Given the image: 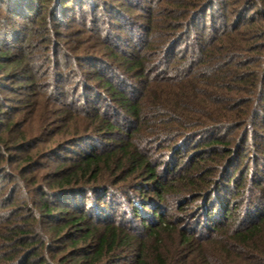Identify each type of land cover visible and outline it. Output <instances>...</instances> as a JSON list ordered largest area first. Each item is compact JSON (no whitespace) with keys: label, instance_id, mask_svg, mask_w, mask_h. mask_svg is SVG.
Returning <instances> with one entry per match:
<instances>
[{"label":"trees","instance_id":"16d2710c","mask_svg":"<svg viewBox=\"0 0 264 264\" xmlns=\"http://www.w3.org/2000/svg\"><path fill=\"white\" fill-rule=\"evenodd\" d=\"M60 3L65 5L59 8L53 5V9L63 10L70 3L78 5V0H57V4ZM7 4V12L21 16L22 12L13 10L10 3ZM27 4L26 0L23 6ZM204 5H201L202 8ZM195 8L198 9L197 6ZM198 11L193 14H200L201 11ZM120 20L128 24L131 21L122 17ZM228 27L211 37L207 47L200 41L198 57L197 52L190 57L186 52L182 53L173 67L179 75L176 78L174 75L158 77L147 82L146 76L151 68H148L146 56L107 46L104 52L106 57L109 55L107 59L112 58L127 73L137 74L139 90L135 87L130 91L132 84L108 63H104L105 68L100 70L84 71L86 80H96V84L92 85L84 80L82 87L93 91L86 100L93 104L103 100L106 102L105 110L119 108L115 115H119L120 122L106 117L105 110L99 112L95 107L93 111L85 108L83 116L72 109L74 112L71 113L77 115V121L67 122L61 129V136L65 134L66 137L56 143L54 151L45 150L51 148L47 144L53 142L55 134L47 144L34 148L36 150L32 153L26 152L23 162L27 166L21 169L24 176L30 174V170L45 168L41 165L44 153L51 158L65 150L66 144L71 147L79 142L87 144L86 148L75 150V157L60 159L59 162H62L57 164L58 171L53 175L36 171L25 180L17 181L14 193L23 192L26 199L21 205L14 201V222L10 223L6 232L0 233V246L9 243L11 254L14 253V264H121L127 260L125 254L132 250H137L132 264H181L186 258L188 260L184 264H264V164H257L255 170L242 177L250 175L246 184L240 182L241 168H234L238 159L243 161V146L251 137L255 136L257 142L264 144V136L252 128L258 120L264 121L260 110L264 105V83L260 77L258 80L253 77V71L251 74L245 69L242 71L244 64L235 62L252 43L245 39L246 31ZM256 31L264 35V29ZM117 40L118 36L114 40L110 38V41ZM139 50L142 53L141 48ZM85 51L80 59L97 58L87 55L89 50ZM21 56L10 60L8 66L22 70L29 61L25 56L19 58ZM261 56L264 62V55ZM94 62L90 63L92 70ZM47 102L41 106L43 125L46 118L44 112L48 109L56 111L50 109L53 107ZM237 129L241 133L228 140L229 134ZM207 132H210L208 138L203 139L207 140L206 145L204 141H199L194 146L196 149L209 148V152L199 154L192 166L199 167L210 161L215 163L220 157L219 173L222 168L225 172L223 175L221 172V177L219 175L210 184L206 181L204 188L193 184L191 180L195 173L186 174L182 170L184 163L162 176L159 167L147 154L148 148L143 146L153 141L158 143L168 136L173 138L171 151L175 152L187 140ZM100 138L108 141L101 143ZM12 140L14 148L19 147L18 150L25 152L23 147L29 143L26 136L19 135ZM10 146L7 137H0V173H4L2 167H5L2 160L7 161L8 156L2 150ZM220 151L225 152V158L220 156ZM72 152L69 151V154ZM39 182H42L41 186ZM178 182L184 188L179 187ZM235 184H241L243 190H239V195L245 198L247 208L239 218L233 214L235 202L232 198L236 193L233 194L232 186ZM25 185L30 186L27 191ZM188 186L197 189L188 192ZM130 188L143 190L147 195L154 192L161 206L167 205L164 202L173 201L171 197H181L184 191L188 192L184 201L192 198L194 202H199L195 213H185L177 220L170 217L171 212L164 214V208L153 205L156 220L143 221L150 239L161 245L163 233L167 234L173 249L162 251V246L149 248L147 242L137 238L128 228L115 225L104 214L102 204L107 195L114 190L125 194ZM34 194L38 196L37 201L32 197ZM88 198L92 207L87 211L85 203ZM137 209L133 206L135 216L140 217L141 212ZM7 215L4 214L5 217ZM200 228L201 233L197 234ZM174 236L178 239L177 244L173 243ZM200 240H209L207 246L200 243L198 246Z\"/></svg>","mask_w":264,"mask_h":264},{"label":"rangeland","instance_id":"374dc122","mask_svg":"<svg viewBox=\"0 0 264 264\" xmlns=\"http://www.w3.org/2000/svg\"><path fill=\"white\" fill-rule=\"evenodd\" d=\"M27 1L28 4L23 6L26 0H0V137L1 139L7 137L11 143L10 148L2 150L8 156L7 161L2 160V163L5 162V167H2L4 173H0V233L6 232L10 223L14 222V201L21 205L26 199L23 192L14 193L19 179L25 180L36 171L53 175L58 171L57 164L62 162H59L60 159L75 157V150L80 151L81 147H87V144L83 142H79L74 147L66 144L65 150L57 152L55 157L49 158L46 153L43 154L41 165L45 168L30 170L31 173L27 176L23 175V170L21 172V169L27 166L23 162L27 151L34 152L36 150L34 148L47 144L55 134L53 142L47 144V146L51 145L50 150H45L54 151L56 143L61 141L62 137H66L65 134L61 136V129L67 122L77 121L75 120L77 115L71 112L78 111L79 116H83L85 108L89 111H93L94 107L99 109V112L105 110L106 102L103 100L95 104L86 100V97L90 96L93 91L86 89L85 86L82 87L83 82L86 81L92 85L96 84V80L92 78L86 80L84 75L87 74L84 71H97L105 68L104 63H108L112 69L132 84L133 89L130 91L140 89V79L136 73H127V70L117 65L112 58L107 59L109 55L106 57L104 53L107 46H116L118 51L146 56L148 68H151L146 76L149 82L158 77L169 78L173 75L175 78L179 77L173 67L182 53L186 52L190 57L197 52L196 57H198L200 53L197 47L200 41L204 47H207L210 38L220 34L226 27L229 26L228 28L232 30L238 28L240 31H246L245 39L249 40L252 46L242 56L236 58L235 62L238 65L240 64L238 62L244 64L245 68H242V71L245 69L250 74L253 71V77L257 80L260 77L264 83V62L261 56L264 55V35L256 31L259 28L264 29V0H78V5L70 3L63 10L53 9V5H58L57 8L65 5L64 3L57 4V0L55 2L53 0ZM7 3H10L13 10L22 12L21 16H14V12H7ZM203 4H205L204 8H202ZM197 10L201 11L200 14H193ZM170 11L172 13H169ZM120 17L131 21L129 24L125 23L126 21L122 23ZM239 21L242 22L241 25L238 24ZM130 24L133 25L131 28ZM117 36V41H110V38L114 40ZM104 39L107 42H104ZM139 48L142 53L138 51ZM85 50H89L87 55L97 58L80 59L79 57L86 53ZM202 51L206 53L205 50ZM18 56H21L19 57L21 59L25 56L29 61L26 66H23L24 68L22 67V70H14V67L8 66V62ZM92 61H95L93 70L90 67ZM46 101L53 107L50 109H56V111L52 112L48 109L47 112L50 114L44 112L46 114L44 125L46 126L43 130L41 106ZM261 107L264 119V105ZM113 109H106L104 115L120 122L119 115H115L119 108ZM252 128L264 136V121L258 120ZM240 133L239 129L233 130L228 140ZM209 134L210 132L202 133L194 139L187 140L180 150L179 148L175 150L176 154L171 151L173 138L168 136L158 143L153 141L143 146L148 148L147 154L153 164L159 167L158 170L162 176L174 169L176 165L184 163L182 170L184 169L186 174L195 173L191 180L193 184L204 188L205 182L208 181L210 184L223 169L219 173V163L222 161L220 157L215 163L210 161L199 167L192 166L199 154L209 152V148L207 150L204 147L196 149L194 146L199 141H204L203 144H205L207 140L203 139H207ZM19 135L26 136L29 140L28 146L23 147L26 149L25 152L18 150L19 147L14 148L12 139H16ZM99 141L102 143L108 140L100 138ZM100 148L99 143L98 149ZM69 151H73L72 154H69ZM219 154L225 158L224 151H220ZM242 155L244 156L243 161L238 159L234 168H241L240 182L246 184L250 175L244 179L242 177L250 170H255L257 164H264V144L257 142L253 136L244 144ZM171 163L174 164L173 167ZM0 165H2L1 162ZM258 169L261 171L260 168ZM224 172L225 170L221 175ZM39 183L41 186L42 182ZM178 186L183 187L182 183L179 185V182ZM28 188L30 186L25 185L26 191ZM232 188L234 189L233 194L236 193L232 198L235 202L233 214L239 218L247 211L245 198H240L239 195V190L243 189H241V184L239 186L235 184ZM196 189L195 186H188V192ZM114 191L107 195L102 204L104 214L110 217L115 225L128 228L137 238L147 242L149 248L162 246V251L173 249V246L170 247L172 243L170 244L169 235L163 233V242L158 245V241L150 239L148 231L143 226L144 220L150 222L156 220L153 205L164 208V214L171 212L170 217L174 220L185 213H195V209L199 207V202H194L195 199L188 198L184 201L187 191H184L181 197H171L174 200L170 203L164 202L166 206L159 205L154 192H149L150 194L147 195V192L137 191L134 188L128 189L125 194ZM32 197L34 201H37V195L34 194ZM10 203L13 204L9 205ZM85 205L87 211L92 207L89 198ZM4 206L5 209L2 208ZM133 206L138 207L137 211L141 212L140 217L135 216ZM4 214H8L7 217ZM199 233H201V228L197 234ZM204 235L207 236L208 233L205 232ZM176 236L172 238L174 244L178 243ZM208 241L200 240L197 245L199 246L200 243L206 247ZM135 254L137 250L126 253L127 260L121 264H132ZM12 255L14 253L11 254L9 243L0 246V264H14ZM4 256H9V258ZM187 260L188 258L181 264L186 263Z\"/></svg>","mask_w":264,"mask_h":264}]
</instances>
